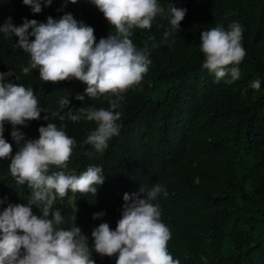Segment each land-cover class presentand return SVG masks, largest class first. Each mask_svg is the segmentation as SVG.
<instances>
[{
  "label": "trees",
  "instance_id": "16d2710c",
  "mask_svg": "<svg viewBox=\"0 0 264 264\" xmlns=\"http://www.w3.org/2000/svg\"><path fill=\"white\" fill-rule=\"evenodd\" d=\"M87 1L65 5L64 0H53L51 5L42 3L36 14L23 0H0V25L9 17L14 26H21L24 20L46 23L49 16L58 20L70 13L94 29L98 43L114 29L98 9L85 12ZM157 2L165 9L164 16H157L150 30L133 29L130 37L138 50L147 46L151 65L142 82L122 94L116 109L121 113L119 134L97 153L83 144L95 122L65 120L64 130L76 146L67 169L53 166L50 173L79 174L90 165L102 167L104 183L97 186V193L75 194L78 210L89 204L90 215L107 207L112 213L118 202L124 204L125 193L143 198L141 187L160 184L167 196L161 193L152 203L160 207L161 220L171 231L168 251L180 264H264V0H170L186 9V15L168 40L163 33L170 28L169 0ZM233 22L244 29L246 56L229 66L239 69L240 78L227 84L230 75L217 80L203 68L200 35L217 26L227 30ZM17 42V37L0 33V73L14 72L5 83L31 87L40 106L50 112L58 110L62 97L69 98V107L110 108L108 100L115 99L110 95L76 100L86 89L79 81L44 83L37 69L23 74L30 56ZM255 80L260 81L259 90L250 87ZM44 115L41 112V118L27 122V127L17 126L25 140L38 139L39 127L48 122L61 126L58 118L45 121ZM12 130L6 123L3 135L14 155ZM9 164V159H0V199L5 201L0 212L9 203L27 206L31 196L27 184H16ZM65 199L58 198L54 209L70 224L75 213L64 210ZM32 211L39 215L35 206ZM115 260L105 257L95 264Z\"/></svg>",
  "mask_w": 264,
  "mask_h": 264
},
{
  "label": "clouds",
  "instance_id": "9594fccd",
  "mask_svg": "<svg viewBox=\"0 0 264 264\" xmlns=\"http://www.w3.org/2000/svg\"><path fill=\"white\" fill-rule=\"evenodd\" d=\"M77 2L64 0L65 5ZM42 3L51 5L53 0H23L36 14L41 12ZM84 4L89 6L85 12L98 13V9L114 34L110 32L97 43L94 29L78 23L70 13L58 20L49 16L46 23L24 20L21 26H14L9 17L0 25V33L17 37L16 46L30 56L23 74L37 69L44 83L79 81L86 85L85 93L75 97L81 102L85 95L91 99L115 97L108 100L109 109L69 107V98L62 97L58 110L50 112L40 106L31 87L5 83L7 77L14 76L13 71L0 73V159L10 160L9 172L17 185L27 184L31 189L27 206L9 203L0 212V264H95L105 257H115V264H180L168 251L171 231L161 220L160 207L152 203L161 193L167 196L160 184L147 190L141 187L143 198L125 193L124 204L118 202L112 213L107 207L90 215L89 204L78 210L75 194L95 195L97 186L104 183L102 167L90 165L79 174L64 170L50 173L53 166L67 169L76 146L64 130L65 120L95 122V130L83 144L91 145L97 153H102L109 139L119 134L121 113L116 109L122 94L138 86L151 65L147 46L138 50L130 39L132 31L150 30L154 19L165 14L157 0H88ZM185 15L186 9L175 7L169 0L170 28L163 33L165 40L180 30ZM243 31L239 23L233 22L227 30L217 26L201 33L203 68L217 80L230 75L226 83L232 84L240 78L239 69L229 70V66L238 65L246 56ZM250 87L259 90L260 81L251 82ZM41 112L45 113V121L58 118L61 126L48 122L46 127H39L38 139L25 140L17 126L27 127V122L39 120ZM6 123L13 129L11 137L17 145L14 155L12 145L4 139ZM58 198H66L64 210L75 213L70 224L58 208L54 209ZM4 202L0 199V204ZM33 206L39 215L33 213Z\"/></svg>",
  "mask_w": 264,
  "mask_h": 264
}]
</instances>
